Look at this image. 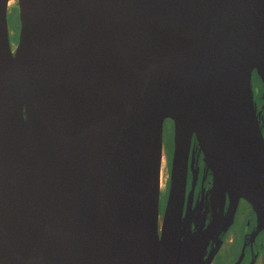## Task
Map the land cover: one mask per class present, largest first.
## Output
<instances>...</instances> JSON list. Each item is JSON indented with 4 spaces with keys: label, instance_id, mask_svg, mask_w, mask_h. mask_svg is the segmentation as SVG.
I'll return each mask as SVG.
<instances>
[{
    "label": "water",
    "instance_id": "obj_1",
    "mask_svg": "<svg viewBox=\"0 0 264 264\" xmlns=\"http://www.w3.org/2000/svg\"><path fill=\"white\" fill-rule=\"evenodd\" d=\"M14 2L13 46L0 0V264H205L182 217L193 136L214 196L264 228V0Z\"/></svg>",
    "mask_w": 264,
    "mask_h": 264
},
{
    "label": "flooded vegetation",
    "instance_id": "obj_2",
    "mask_svg": "<svg viewBox=\"0 0 264 264\" xmlns=\"http://www.w3.org/2000/svg\"><path fill=\"white\" fill-rule=\"evenodd\" d=\"M251 85L264 136V88L254 72ZM171 154H165L166 176L163 192L160 194L161 215L169 188ZM213 183L212 171L205 163L203 153L193 136L188 156L182 212L183 222L192 230L187 232V235L195 230L201 231L198 235H205V264H264V228L258 223L251 205L243 199H239L234 205L230 202L228 194L224 201L220 202L214 196ZM213 220L220 223V229L205 232Z\"/></svg>",
    "mask_w": 264,
    "mask_h": 264
},
{
    "label": "rangeland",
    "instance_id": "obj_3",
    "mask_svg": "<svg viewBox=\"0 0 264 264\" xmlns=\"http://www.w3.org/2000/svg\"><path fill=\"white\" fill-rule=\"evenodd\" d=\"M14 1L15 0H12V2L10 3L9 9H8V17H7V21L9 25V41L11 45L13 46L18 41V32H19L18 13H17V8L14 4L15 3ZM172 135H173V127H172L171 122L170 123L165 122L163 125V147L165 151L167 152V154H171L172 152V146H173ZM165 176H166L165 167L163 166V170H162L163 187H164Z\"/></svg>",
    "mask_w": 264,
    "mask_h": 264
},
{
    "label": "bare ground",
    "instance_id": "obj_4",
    "mask_svg": "<svg viewBox=\"0 0 264 264\" xmlns=\"http://www.w3.org/2000/svg\"><path fill=\"white\" fill-rule=\"evenodd\" d=\"M11 2H12V0H9V5ZM163 166H164V161L162 159L161 167H160V190H162V188H163V183H162V181H163V177H162Z\"/></svg>",
    "mask_w": 264,
    "mask_h": 264
}]
</instances>
